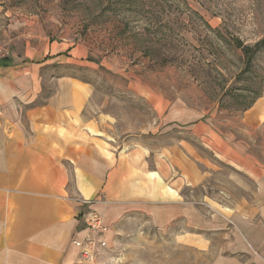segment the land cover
Instances as JSON below:
<instances>
[{
    "label": "crops",
    "instance_id": "obj_1",
    "mask_svg": "<svg viewBox=\"0 0 264 264\" xmlns=\"http://www.w3.org/2000/svg\"><path fill=\"white\" fill-rule=\"evenodd\" d=\"M0 46V264L87 263L75 242L97 236L83 223L89 210L108 230L123 215L137 213L156 227L179 223L204 243L217 234L224 241L215 264H264V153L259 159L245 138L221 136L219 157L233 166L248 164L243 172L254 182L251 209L205 202L200 208L178 192L177 145L169 156L152 155L139 139L101 138L113 118L95 101L94 81L80 74L101 69L114 75L115 60L84 41L72 42L47 19L1 9ZM243 111L244 127H261L264 89ZM204 120L175 105L158 128L191 126L195 133L207 130ZM187 159L193 182L198 169Z\"/></svg>",
    "mask_w": 264,
    "mask_h": 264
},
{
    "label": "rangeland",
    "instance_id": "obj_2",
    "mask_svg": "<svg viewBox=\"0 0 264 264\" xmlns=\"http://www.w3.org/2000/svg\"><path fill=\"white\" fill-rule=\"evenodd\" d=\"M0 9L47 19L72 42L84 41L115 60L114 75L101 69L80 74L94 81L95 101L113 118L101 138L129 144L139 139L152 155L158 150L169 156L177 145L179 193L200 208L205 202L251 209L254 182L243 172L248 164L233 166L219 157L218 140L245 138L252 154L263 157L264 122L246 128L242 119L264 89V0H0ZM260 41L245 64L243 47ZM175 105L196 110L207 130L158 128ZM187 156L198 169L192 170L193 182ZM102 233L93 260L84 264H215L224 241L212 234L204 243L179 223L156 227L137 213L109 227L106 245Z\"/></svg>",
    "mask_w": 264,
    "mask_h": 264
},
{
    "label": "built area",
    "instance_id": "obj_3",
    "mask_svg": "<svg viewBox=\"0 0 264 264\" xmlns=\"http://www.w3.org/2000/svg\"><path fill=\"white\" fill-rule=\"evenodd\" d=\"M5 56V50L0 46V58ZM83 223L85 227L89 230L91 234L98 236V230L102 229V232L105 229V226H100V214L95 211L89 210L88 212L83 214ZM97 236L89 235L86 236L83 242H75L78 246L81 247V257L83 260L90 262L93 260V250L96 245ZM104 239V238H103ZM101 243V242H100ZM104 244V241H103ZM105 245V244H104Z\"/></svg>",
    "mask_w": 264,
    "mask_h": 264
},
{
    "label": "trees",
    "instance_id": "obj_4",
    "mask_svg": "<svg viewBox=\"0 0 264 264\" xmlns=\"http://www.w3.org/2000/svg\"><path fill=\"white\" fill-rule=\"evenodd\" d=\"M262 47V42H257L254 46L248 47L245 46L243 47V55H244V61L245 64H249L252 61V58L254 54ZM259 96V95H258ZM257 96V97H258ZM246 109V108H245ZM244 109V110H245Z\"/></svg>",
    "mask_w": 264,
    "mask_h": 264
},
{
    "label": "bare ground",
    "instance_id": "obj_5",
    "mask_svg": "<svg viewBox=\"0 0 264 264\" xmlns=\"http://www.w3.org/2000/svg\"><path fill=\"white\" fill-rule=\"evenodd\" d=\"M105 222L102 218V216L100 215V226H104ZM108 229L107 227H105L104 231H103V234H104V244L106 245V238H105V235L108 233Z\"/></svg>",
    "mask_w": 264,
    "mask_h": 264
}]
</instances>
